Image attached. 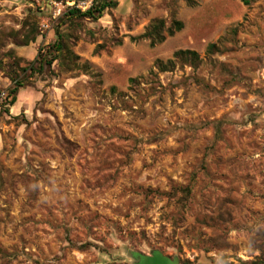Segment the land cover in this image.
Segmentation results:
<instances>
[{
	"label": "rangeland",
	"instance_id": "1",
	"mask_svg": "<svg viewBox=\"0 0 264 264\" xmlns=\"http://www.w3.org/2000/svg\"><path fill=\"white\" fill-rule=\"evenodd\" d=\"M91 1L0 0V264H264V0Z\"/></svg>",
	"mask_w": 264,
	"mask_h": 264
},
{
	"label": "trees",
	"instance_id": "2",
	"mask_svg": "<svg viewBox=\"0 0 264 264\" xmlns=\"http://www.w3.org/2000/svg\"><path fill=\"white\" fill-rule=\"evenodd\" d=\"M117 6V2L115 0H92L91 5L85 11H81L76 7H72L67 9V11L63 14L65 18L69 19H89V20H97L102 16V13L106 9H113ZM175 30L179 31L182 28V24L180 22H174ZM153 36L157 39V41H162L163 38L159 36V31L157 28H153ZM36 28L31 25L30 29L26 33H23L22 40L16 43V46L25 47L28 46L29 43L34 42L37 36ZM173 32L171 30L168 31V35L171 36ZM56 40L45 48V52L42 53L43 49H39L36 58L30 62L26 67L20 69L22 73L29 72V75H40L44 71V68L47 66H51V64L56 60L58 54L65 50L64 42L62 36L59 32H55ZM152 35H148L151 36ZM153 38V37H152ZM215 45L211 44L208 46L209 50H215ZM57 54V57H56ZM15 59L13 58L12 64L9 65V69H7V74L9 81L11 83V87L8 89L7 93V106H12L15 103L16 94L19 88L23 87V79L20 78V75L16 72L15 68H19V66L15 64ZM176 62H188L191 65H195L199 62L198 55L193 51H178L173 54L172 59L167 60L166 62L158 61L156 62V69L159 72H167L171 71ZM6 68L2 61L0 60V70ZM130 82L134 84L136 81L131 79ZM9 98V100H8Z\"/></svg>",
	"mask_w": 264,
	"mask_h": 264
}]
</instances>
